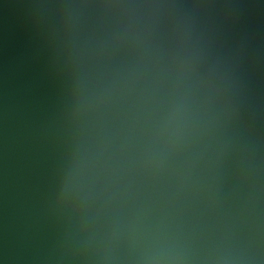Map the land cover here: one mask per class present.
<instances>
[{
  "label": "water",
  "instance_id": "95a60500",
  "mask_svg": "<svg viewBox=\"0 0 264 264\" xmlns=\"http://www.w3.org/2000/svg\"><path fill=\"white\" fill-rule=\"evenodd\" d=\"M0 264H264V0H0Z\"/></svg>",
  "mask_w": 264,
  "mask_h": 264
}]
</instances>
